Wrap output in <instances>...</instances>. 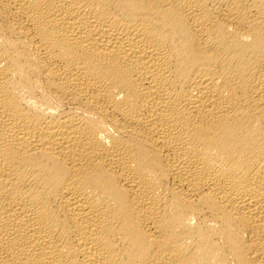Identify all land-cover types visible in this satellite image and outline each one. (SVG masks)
I'll return each mask as SVG.
<instances>
[{"label": "bare ground", "instance_id": "bare-ground-1", "mask_svg": "<svg viewBox=\"0 0 264 264\" xmlns=\"http://www.w3.org/2000/svg\"><path fill=\"white\" fill-rule=\"evenodd\" d=\"M0 264H264V0H0Z\"/></svg>", "mask_w": 264, "mask_h": 264}]
</instances>
